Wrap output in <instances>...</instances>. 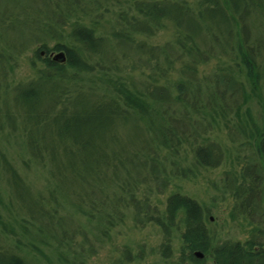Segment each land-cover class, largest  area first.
<instances>
[{
	"label": "trees",
	"instance_id": "16d2710c",
	"mask_svg": "<svg viewBox=\"0 0 264 264\" xmlns=\"http://www.w3.org/2000/svg\"><path fill=\"white\" fill-rule=\"evenodd\" d=\"M253 14L264 18V0H0V95L13 90L17 115L45 124L58 109L69 112L76 102L93 106L73 123L56 125L51 147L23 120L21 126H1L2 139L6 130L27 136L31 148L20 152L22 159L27 155L42 169L49 162L56 168L37 190L0 142V179L7 198L0 192V264H30L17 251L23 249L21 238L14 245L8 242L15 225L26 232L30 243L24 246L47 233L58 239L52 230L64 218L59 196L76 199L71 203L75 211L103 234L124 222L128 210L138 222L156 223L166 258L173 257L172 234L178 232L181 245L173 264H264V115L260 124L250 104L253 98L259 104L264 99L259 62L264 31L258 36L249 26ZM169 24L172 38L151 41ZM36 45L46 52L65 50L66 61L46 57L39 77L12 89L9 75ZM35 55L42 57L41 50ZM212 60H218L215 69L200 76V66ZM135 71L140 78L125 76ZM43 98L51 108L34 113L31 101ZM128 121L140 124L141 138L129 143L131 149L118 150L125 145L116 132ZM223 126L240 154L248 149L236 156L241 167L227 169L220 186L234 200L232 217L252 226L244 241H215L206 225L208 209L193 197L170 194L164 212L156 201L174 178L192 177L201 167L216 168L228 159V149L215 136ZM184 148L192 154L188 165L181 160ZM55 179L72 187L52 185ZM62 234L58 250L70 245L67 229ZM78 245L85 259L93 247ZM79 252H73L74 258Z\"/></svg>",
	"mask_w": 264,
	"mask_h": 264
},
{
	"label": "rangeland",
	"instance_id": "374dc122",
	"mask_svg": "<svg viewBox=\"0 0 264 264\" xmlns=\"http://www.w3.org/2000/svg\"><path fill=\"white\" fill-rule=\"evenodd\" d=\"M248 24L255 34L259 33L258 36L262 35L261 32L264 31L263 17L253 14L249 17ZM104 27L108 28V25H104ZM173 31L174 28L172 24H169L167 29L162 30L157 36L153 37L151 41L155 43H162L169 40L172 38ZM1 44L3 43L0 42V45ZM37 49L41 50L42 57H37L35 55V51ZM42 51H44V53H42ZM58 51L60 50H51L46 52L44 48H38V45L26 51L25 54H23L17 61L15 71L9 75L8 83L12 84L10 85L11 88L13 89L12 86H15L20 82L26 83L39 77V69L43 67V59L51 57L52 54H56ZM259 62L263 67L264 77V51L261 53ZM217 63L218 60H212L208 63L202 64L200 66V76L211 73L212 70L215 69ZM125 76L131 80L133 78H140V73L139 71H135L131 74H125ZM177 76L178 74L174 72L171 75V78L176 79ZM261 92H264V90ZM6 93L9 101H4L6 95H4V90H1L0 128L1 126H7V124L21 126L23 125V121L28 124L30 123L32 133L44 136L43 141H45V145H47V147H51L56 139V132L58 131L56 125L60 124L62 127L66 123H73L76 119H79L84 115V111H90L93 107L91 104L86 105L76 102L75 107L73 106V108L70 109V114L67 110L58 109L56 115L49 121L45 124H38V122H35L34 119H31L30 121L28 118L24 119L19 117L17 115V111L20 110V106L16 104V101H13L16 97L14 96L13 90L10 89ZM250 104L257 121L262 124V115H264V111L261 104H264V99H262V103L259 104L258 99L253 98ZM76 105L80 106L79 110ZM84 105H86V108ZM51 106L52 104L43 98L40 102L32 100L30 108L35 113L48 111ZM77 111L78 113H76ZM142 131L143 130L138 122L128 121L127 125L120 127L116 132V134H119L121 138L120 145H125L123 148L116 145L117 149H131L132 147L129 146V143L138 141L137 137L139 136L141 138ZM22 132L23 131L13 133L6 130L3 133L4 139L0 136V142L10 155L9 157L16 162L19 171L25 176L27 181H30L34 185L35 189L42 190L46 180L45 177L50 175L49 170L55 169L56 166L49 162L47 169H42L41 167H38V165L30 162L27 155L23 156L22 159L20 152H29L31 148L27 136L23 135L24 133ZM227 133L228 128L224 126L223 129L216 130L215 132V136L220 139L222 144H225L228 149V153H226V158L228 157V159L222 165L216 168L201 167L192 177L174 178L168 189L163 194L156 196V201H158L159 207L164 212L166 201L170 194L180 192L193 197L203 204L206 209H208V221L206 225L211 232L214 233L213 235H215V241L228 238L244 241L249 236L252 226H250L243 217L236 219L232 217L234 200L230 195L222 193L220 186L221 177L225 176V171L227 169H239L241 167L242 163L239 165V161L236 160V156L241 154L242 156H245L248 149H245L244 151L241 149L242 152L240 154L237 143H232L229 140ZM63 157L64 156L60 154V159H63ZM24 159H26L29 163L28 165L25 163ZM191 159V152H189L188 148H184L181 152L182 164L188 165ZM129 165L134 166L133 164ZM136 169L138 170L139 167H136ZM123 173L124 171L122 169L121 174ZM55 184H63L65 190L72 187L70 183H63L57 179L52 181V185ZM3 186L4 184L0 179V192L5 196ZM5 200L7 201L6 196ZM58 201L62 207V214L64 215L63 219L55 221V230H52V234L57 235L58 241L50 239L51 237L49 238L47 233L45 236L43 235L38 237V240L33 238L34 244L24 246V243H26L25 241H27V243L30 242L23 235V233L26 232L20 229L18 225H15L17 232L12 236L13 239H8V242L11 243L16 241L17 237L21 238L23 249L18 248L17 251H19L20 254L30 262V264H69L64 262V257L75 261V264H173L179 256V248L181 245L179 233L173 231L172 245L174 248V254L172 258H166L162 254L163 248L161 247L164 240L162 228L154 222L143 223L136 221L134 219L133 210L127 211V216L124 222L109 230L107 234H103L102 230L97 228L96 223L89 222L85 216H82L79 212L75 211V208L71 203L72 201H77L76 199L73 198L72 200L66 196H59ZM1 209L2 214L6 216L7 219L9 215L8 212L4 210L2 206ZM12 216H14V214ZM65 229H67L69 236L72 233V237H66V243L68 244L69 242L70 245L65 248L61 247L58 250L56 249L57 242L60 241L59 239H62V231ZM72 229L74 231L70 232ZM46 240L49 241V244L45 243ZM79 242H83L88 249L93 247L91 252L87 253L85 259L83 258L85 254L81 253L83 248L78 250ZM5 245H8V243ZM11 245H14V243H11ZM60 251H62L63 258H61L62 256ZM74 251H80L77 259L74 258ZM208 262L209 264L211 263L210 260Z\"/></svg>",
	"mask_w": 264,
	"mask_h": 264
},
{
	"label": "water",
	"instance_id": "95a60500",
	"mask_svg": "<svg viewBox=\"0 0 264 264\" xmlns=\"http://www.w3.org/2000/svg\"><path fill=\"white\" fill-rule=\"evenodd\" d=\"M42 53H44V51H42ZM52 59L55 60V61L65 62L66 61V52H65V50H60L56 54H52ZM196 255L198 257H203L204 253L201 252V251H196Z\"/></svg>",
	"mask_w": 264,
	"mask_h": 264
},
{
	"label": "flooded vegetation",
	"instance_id": "af4514ba",
	"mask_svg": "<svg viewBox=\"0 0 264 264\" xmlns=\"http://www.w3.org/2000/svg\"><path fill=\"white\" fill-rule=\"evenodd\" d=\"M198 257V256H197ZM204 257V256H203ZM203 257H198V258H203Z\"/></svg>",
	"mask_w": 264,
	"mask_h": 264
}]
</instances>
